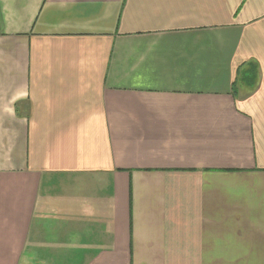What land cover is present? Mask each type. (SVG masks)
<instances>
[{
	"label": "crops",
	"instance_id": "0c3cea01",
	"mask_svg": "<svg viewBox=\"0 0 264 264\" xmlns=\"http://www.w3.org/2000/svg\"><path fill=\"white\" fill-rule=\"evenodd\" d=\"M0 264H264V0H0Z\"/></svg>",
	"mask_w": 264,
	"mask_h": 264
},
{
	"label": "trees",
	"instance_id": "16d2710c",
	"mask_svg": "<svg viewBox=\"0 0 264 264\" xmlns=\"http://www.w3.org/2000/svg\"><path fill=\"white\" fill-rule=\"evenodd\" d=\"M252 69H253L252 73L249 74V75H251L249 80H250V84L253 86L255 84L256 77H258L257 76L258 69L256 67H252Z\"/></svg>",
	"mask_w": 264,
	"mask_h": 264
}]
</instances>
